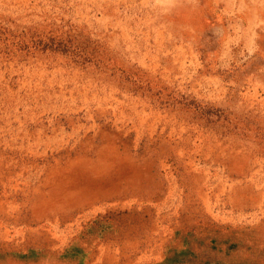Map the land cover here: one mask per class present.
Here are the masks:
<instances>
[{
	"label": "rangeland",
	"instance_id": "374dc122",
	"mask_svg": "<svg viewBox=\"0 0 264 264\" xmlns=\"http://www.w3.org/2000/svg\"><path fill=\"white\" fill-rule=\"evenodd\" d=\"M0 264H264V0H0Z\"/></svg>",
	"mask_w": 264,
	"mask_h": 264
}]
</instances>
